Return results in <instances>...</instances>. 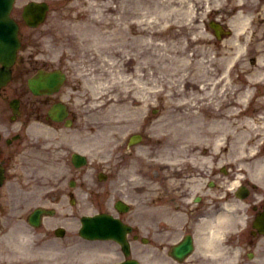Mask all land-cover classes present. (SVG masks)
<instances>
[{"label": "rangeland", "instance_id": "obj_1", "mask_svg": "<svg viewBox=\"0 0 264 264\" xmlns=\"http://www.w3.org/2000/svg\"><path fill=\"white\" fill-rule=\"evenodd\" d=\"M17 1V4H20L21 0ZM92 1L95 0H91V2ZM105 1L106 0H104L103 2ZM77 3V0H72L70 2L63 3L64 5L62 4L61 11L57 9L58 4L54 3L55 8L51 10L47 19V23L44 26L45 29L47 27L49 28L52 26L51 29L53 30L49 33H45V31L43 30H39L37 32L32 30L24 35L22 34L23 37H29L28 39H26L27 42L24 41V46H28L27 49L31 47V49L33 50L32 58H35L36 55L41 57L42 55H44L45 51L46 58L48 57L49 60L56 59L58 57L60 46H74L73 48L77 53L75 57H69L71 63L73 64L70 66V68L72 69L75 66L76 71L74 75L79 76V80L82 82L83 85L87 84L86 88H89L90 86V90H94L95 97L104 94L105 91L110 87L109 86L106 89L100 88L102 84H104L103 79H107L112 76L104 70V64H106L107 58H112L113 60L120 61V53L122 46H157L159 49L156 53L157 56H155L156 65L160 63V68L158 66L155 71L156 74H154V77H157V80H163L161 82H164V85L167 82L174 83L176 80V82L180 83L181 88H183L185 85L183 82L180 81V78H182L183 75H189L188 77L192 78L194 81L198 80V84L196 83L197 85L194 86V88H197L198 85L202 86L203 84L204 89L198 88V91H205L206 93L209 91L208 87L211 89L210 86L213 78L207 81L203 80V78H206V76H204L203 69H200L197 65L195 56L199 55V50H196V46H209L205 47L204 51L207 52L210 49L213 50L216 54L219 55L220 61L222 63L225 60H229V58L223 51L225 50L227 52L229 49L228 46H233L231 43L232 37H225L217 45L213 44L212 42H205L202 37H199V39H194V41H192L190 37H198L195 29L201 28V26H194V19L187 18L188 16H184L183 14H181V19L178 21V16L180 15V12L174 14L173 18L171 19L172 13L170 11L174 6H177V8L184 9L183 5L178 0H112L110 8L108 7V9H104L101 16L97 14L94 15L93 18H91L90 14L88 13H80L79 8L77 7ZM86 6L87 5H84V7ZM139 22H142L143 25H139ZM170 23H172V26H170ZM168 24L169 26L167 27ZM140 27L142 28V31L138 32ZM153 29L158 30V33L155 36L149 34V31ZM199 32L201 35L200 29ZM245 38H248V36H245ZM245 38L241 40L242 37L240 36L241 43L248 41V39ZM250 42L251 45H255V48L257 47L260 49H264V27L263 29H259V31L256 32L255 38L252 37ZM44 46L46 49L44 48ZM46 46H48V48ZM160 46L163 47L160 49ZM190 46L194 47L191 49ZM211 46H217V48L214 49ZM175 48H177L179 52L182 51L183 53L182 56L177 57L179 59V62H177L176 67L179 70L176 73H174V71L169 68L168 60H171L172 58L169 56H159V54L162 52L172 53ZM188 49H190V51H193L192 58H190V56H188L189 54H187ZM46 50H48L49 56H47ZM74 50L71 51L73 52ZM96 53L98 54L95 58L97 62H95L93 58H91V56H95ZM113 55H115V57H113ZM259 55L261 54L259 53ZM162 59L166 60L163 61ZM163 67H167V69L165 70ZM109 69L111 71L120 70L121 68H119L117 64H114L110 66ZM81 71L85 72L86 75L82 73L80 76L79 74ZM199 72L201 74V78H199ZM214 74H216V72ZM100 79H102L101 83H98ZM70 80V84H72L73 79ZM210 80L211 83L205 84L207 82H210ZM98 87L100 89H98ZM194 90L192 89L190 92H193L195 95H197V91ZM115 92L116 91L114 90L112 93L114 94ZM70 93L76 94L77 97L80 99V102L89 101V97H87L86 94L84 95L82 91L80 92L76 91L75 89H71ZM209 93H211V91ZM111 95L106 93L105 99L101 97L96 98V101L92 102V104H94L96 107L95 109L103 110L107 105L106 99ZM190 95L191 94L186 92L180 98L181 100H183L189 97ZM208 99H210V97ZM155 101H157V106L155 105V108L149 106L148 111H143L138 116L137 120L141 122V120H143L142 117L145 114H150V117L145 118L146 120L140 123L137 127L129 129L125 128L120 133L122 139L125 138L124 136L131 133V131L142 132V134H145V139L142 140V144L139 145V148H141L145 142H148V139L152 140L150 138V133L147 132V126L145 125V123L154 124L160 118V120L157 121V125H168L167 123L169 122L170 114L166 115V112H169L170 109L166 108L167 104L163 102V100H160L161 103H159V106V101ZM170 101L173 102L172 100ZM153 108L157 109L156 113L153 112ZM97 117L100 118V121L102 120L101 122L103 123L102 115L97 114ZM176 122L180 124L179 121ZM183 125L185 126L184 122ZM263 128L264 127H262V129ZM256 129L258 130V128ZM189 131V133L196 132L195 127H193V129L190 128ZM179 136L184 137V132ZM146 145H143L142 150L146 148L149 149L148 147L150 144ZM92 152L96 153L97 151L93 149ZM99 153L101 154L95 155L97 160L99 159V165L102 168H112L113 165H111V163L108 164L105 160V157L110 156H107L102 152ZM129 158L126 161L125 158L121 160L125 161L123 163L124 165L127 166L128 163H132V161H134L133 158L132 160H129ZM114 162L116 161L114 160ZM165 173L166 171L161 169L158 173V176L163 177ZM159 184L161 183L158 182L157 186L162 185ZM103 197L105 196L103 195ZM82 212L89 213L90 210L87 209L86 211L83 210ZM87 249L88 248H86V251ZM99 249H101L102 251L105 250L103 245H100Z\"/></svg>", "mask_w": 264, "mask_h": 264}, {"label": "bare ground", "instance_id": "obj_2", "mask_svg": "<svg viewBox=\"0 0 264 264\" xmlns=\"http://www.w3.org/2000/svg\"><path fill=\"white\" fill-rule=\"evenodd\" d=\"M68 2V1H67ZM110 0L106 3L103 2V0H95L94 2H91L88 6L84 7V2L79 1L77 3V7L79 8L80 13H88L90 14V17L93 18L94 15H102L104 9L110 8ZM181 3V0L179 1ZM196 4L199 3V0H194ZM63 2H60L62 4ZM66 3V2H65ZM211 3L216 6L218 3H216L214 0H211ZM196 4H189V7L187 8V16L189 18H193V12H194V5ZM64 5V4H63ZM179 9L176 7H173L172 11H178ZM236 17L240 18L243 22L247 21L246 16H241L238 14ZM237 23V19H234ZM141 25L143 23L141 22ZM197 25V24H196ZM195 26V25H194ZM234 34H233V40H232V45L234 46L233 48L235 49L234 52L232 53H225L227 57L229 58V61L232 62L236 57H243L247 53V48L242 46L241 41L238 39L239 34L243 35L242 39L244 38L245 35L248 34V30L243 26L242 24L239 25L238 28L234 27ZM51 27L46 28L45 33H49L53 29ZM198 37L192 36L191 40L194 41V39H199L200 37V32L199 28L195 29ZM206 30V29H205ZM142 31V28L140 27L139 31ZM158 33L157 29H153L149 31V34L152 36H155ZM207 35L209 36L208 33L205 31H201V36L204 38H207ZM62 49L61 51H64L63 55L66 53H71V50H74V46H61ZM163 46H160V49ZM126 50V56L123 58V65L125 66V73H119V70L115 73H113L112 76H110L107 79H103V82L107 84V86H110L111 88L108 89L107 94H112L110 97L106 99L107 105L103 110H96L95 105L92 104V102L96 101V98L101 97L104 98L106 97V93L99 95L98 97H95V92L94 90H90L89 92V101L90 104L89 106L91 107L90 112L95 113V124L96 127L103 131L104 135L102 136L101 134H97L95 137L97 139L104 138L105 142H109V139H116L118 136L120 137V133L125 129L129 128H134L137 127L140 122L137 120L138 116L143 112V111H148L149 106L151 104V100L153 99L152 96L156 97H164V99L167 100V106H170V97L173 96L174 93L180 94L182 93V88L180 83L175 82H169L170 85L166 87L163 83L155 84V78H153V75L156 74V69L159 66L160 68V63L156 65V60L152 59L150 57L147 58V60L142 63V62H137V55L133 56L130 55L132 52L133 53H139L143 56H148L152 55V57L157 56L155 53H153L154 49H159L157 46H122ZM196 50H199V55L197 59V65L204 68V72L210 70L208 62L209 60H205L206 52L204 51L203 47L197 46ZM252 48H249V51H251ZM262 51V49H260ZM177 48L172 53L168 52H162L159 54L160 57H165L169 56L172 59L168 60L169 61V68L176 73L179 69L176 67L177 62H179V59L177 57L182 56V51H180ZM226 52V51H224ZM60 55V52L59 54ZM128 55V56H127ZM78 57V56H77ZM163 61L166 59H162ZM260 65H264L263 58L259 59ZM160 62V61H159ZM165 70L167 67H163ZM254 73L252 75H258L259 73L262 74L263 68H257L253 67ZM144 73L139 74L138 72ZM233 74V73H232ZM189 75H183L182 78H180V81L184 83V85H189L188 86H193L194 82L192 81L191 78L188 77ZM232 76V75H231ZM151 77V78H150ZM146 79V80H143ZM100 79L98 83H101ZM157 80V79H156ZM103 85V84H102ZM118 85L119 88H118ZM158 87V88H157ZM102 88V87H100ZM98 87V89H100ZM203 87L200 86L199 89H202ZM90 89V86H89ZM116 91L114 94L112 93L113 91ZM250 88L249 87H241L238 94H239V99L242 100V98H245L247 94L249 93ZM165 93V94H164ZM236 103V107L242 106L244 101H240ZM199 101H202L200 99ZM235 101H231L230 103H234ZM100 102V101H99ZM226 105V104H225ZM174 107H177L174 105ZM181 109V108H179ZM97 114H101L103 117V124L100 121V118L97 117ZM183 117V114L180 116V119ZM179 119V120H180ZM145 120V119H144ZM160 120V118L158 119ZM157 120V121H158ZM157 121L155 123H157ZM142 122V120H141ZM165 124V123H164ZM169 125L163 126L162 124H152L150 130L154 133L150 138H155L153 145L155 144V148H166L168 143H172L173 145L175 143H178L179 140L182 144L183 138L180 137L179 135L182 134L187 128H188V123L187 127L180 126L176 124V121L174 119H171L170 122L168 123ZM107 129L108 134L104 132V128ZM163 132V133H160ZM149 133V130H148ZM108 136V137H107ZM183 147V146H182ZM215 218H219L218 216ZM214 218L211 219V221ZM215 221L217 219H214ZM210 221V222H211ZM209 222V223H210ZM217 227H214V230H217ZM211 230H213L211 228Z\"/></svg>", "mask_w": 264, "mask_h": 264}, {"label": "flooded vegetation", "instance_id": "obj_3", "mask_svg": "<svg viewBox=\"0 0 264 264\" xmlns=\"http://www.w3.org/2000/svg\"><path fill=\"white\" fill-rule=\"evenodd\" d=\"M37 164L38 165H36L37 166L36 169H40L41 171H45V165H44V162H43V158L41 160H38ZM35 173H36V171H35ZM1 200L2 199L0 198V201ZM0 204L3 205V202H1ZM2 223H3V221L0 219V224H2ZM201 254H202V252H201Z\"/></svg>", "mask_w": 264, "mask_h": 264}, {"label": "water", "instance_id": "obj_4", "mask_svg": "<svg viewBox=\"0 0 264 264\" xmlns=\"http://www.w3.org/2000/svg\"><path fill=\"white\" fill-rule=\"evenodd\" d=\"M0 43L3 45V44H6L7 42H4V41L2 40ZM1 44H0V45H1Z\"/></svg>", "mask_w": 264, "mask_h": 264}]
</instances>
